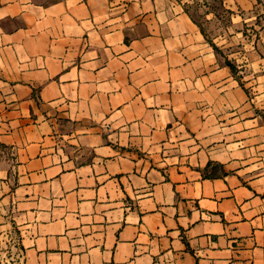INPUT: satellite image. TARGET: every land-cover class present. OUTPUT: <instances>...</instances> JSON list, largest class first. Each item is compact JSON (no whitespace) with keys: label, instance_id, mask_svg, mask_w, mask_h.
<instances>
[{"label":"crops","instance_id":"1","mask_svg":"<svg viewBox=\"0 0 264 264\" xmlns=\"http://www.w3.org/2000/svg\"><path fill=\"white\" fill-rule=\"evenodd\" d=\"M263 115L178 0H0V264H264Z\"/></svg>","mask_w":264,"mask_h":264},{"label":"rangeland","instance_id":"2","mask_svg":"<svg viewBox=\"0 0 264 264\" xmlns=\"http://www.w3.org/2000/svg\"><path fill=\"white\" fill-rule=\"evenodd\" d=\"M178 1L203 27L217 52L237 65V76H257V72L264 76V0H256L249 12L235 9V15L226 12L219 0ZM238 65H243V73Z\"/></svg>","mask_w":264,"mask_h":264},{"label":"trees","instance_id":"3","mask_svg":"<svg viewBox=\"0 0 264 264\" xmlns=\"http://www.w3.org/2000/svg\"><path fill=\"white\" fill-rule=\"evenodd\" d=\"M220 2H221V4L224 6V9H225V11L226 12H228L229 14H234V11L231 9V8H229V7H227L226 5H225V3H224V0H219ZM186 9V8H185ZM186 11L188 12V10L186 9ZM189 13V12H188ZM190 14V13H189ZM191 15V14H190ZM191 17L193 18V20L197 23V24H199L195 19H194V17L191 15ZM199 26L201 27V30H202V32H203V34L206 36V33H205V31H204V29H203V27L199 24ZM207 37V36H206ZM209 41V40H208ZM210 42V41H209ZM211 43V42H210ZM212 45H213V47L215 48V50L217 51V46L215 45V44H213V43H211ZM226 63H227V65L231 68V70H232V72L237 76V65L231 60V59H229V58H227L226 59ZM263 118H264V115H263Z\"/></svg>","mask_w":264,"mask_h":264}]
</instances>
